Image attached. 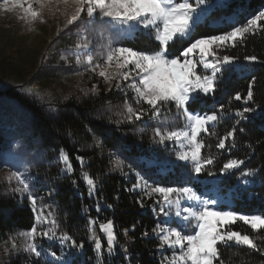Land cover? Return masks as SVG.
I'll return each mask as SVG.
<instances>
[{
  "label": "trees",
  "instance_id": "obj_1",
  "mask_svg": "<svg viewBox=\"0 0 264 264\" xmlns=\"http://www.w3.org/2000/svg\"><path fill=\"white\" fill-rule=\"evenodd\" d=\"M211 5L200 11V18L193 23L194 37H204L222 34L241 24L259 11H264V0H207ZM151 42L153 48L158 44L154 37L137 32L131 38L124 39V46L145 48ZM173 56L179 55L181 44L170 43ZM239 57L230 67L231 71L218 74V88L215 94L200 96V103L189 102L190 111L210 112L218 110L220 105L229 107L233 112L221 118L214 131L217 136H204L210 148L202 150V155L218 154L212 165H206V171L200 173L195 181L185 175L177 165H162L155 159L160 152V145L151 143L153 135L140 133L158 117L150 113L140 120L116 123V118L109 116L110 110H118L127 100L134 106L131 94H120L117 89L105 90L97 84L98 95L84 97H70L53 115L48 114L37 105L25 101V97L11 90H5L1 95L13 98L29 114V132L36 142L38 160L33 166L34 184L38 193L53 207L55 219L61 230L67 231L76 242L83 243L82 249L73 248L66 242L68 249L64 251L67 264H99L90 239L89 219L98 223L92 225L96 235L104 245L103 264H161L167 249L159 247V240L152 229L173 218L169 211L167 219L163 218L153 201L144 202L133 188L135 179L126 177L118 169H111V158L107 151L115 153L125 164L138 166L142 178L149 182L172 187L188 184L199 195L218 196L231 200L230 204L219 203L220 208H231L238 213L264 214V63L249 64L243 59L245 55H256L264 60V34L257 33L249 36L246 43L237 48H228L221 55ZM252 77L256 78L254 85L255 105L259 108L255 112L246 114L248 120L241 125L246 128L244 133L237 132V147L230 151H221L215 147L218 136L230 130L235 122L234 111L246 106L242 101L234 100L237 92L246 95L248 84ZM253 105V106H255ZM148 106L145 105V109ZM164 114L162 110L161 115ZM103 119H97V117ZM109 119L112 120L109 123ZM99 127L107 129V135L99 132ZM101 141V147H96L93 133ZM154 139V137H153ZM1 142V133H0ZM251 145L255 148L252 151ZM63 149L71 159L74 170L71 173L63 171L64 165L59 159V152ZM83 156L85 164L82 167L76 156ZM228 158L244 159L245 164L229 176H220V168ZM142 159V160H141ZM139 160H141L139 162ZM149 162L148 164L146 162ZM82 171H87L97 178V190L89 195L88 186L82 178ZM251 171L248 175L249 184L237 181L240 173ZM209 172L213 173L209 175ZM75 181V184H73ZM143 202V207L141 203ZM97 204L100 211L97 212ZM111 205V207H108ZM153 206V207H152ZM111 219L115 225L117 244L112 256L107 254V242L104 234L99 231V223ZM34 223V213L26 198L16 193L7 192L0 185V244H7L10 239L17 243V233L30 229ZM134 226V227H133ZM233 230H240L254 234L248 225L238 221L231 225ZM127 229V235L124 230ZM148 235L145 236L144 233ZM45 247H50L45 244ZM123 246V247H121ZM18 248V247H17ZM60 255L59 251L54 250ZM225 264H261L264 257L253 254L250 250L226 249ZM247 251V255L244 252ZM0 264H43L35 257L24 251L14 252L5 262Z\"/></svg>",
  "mask_w": 264,
  "mask_h": 264
},
{
  "label": "snow or ice",
  "instance_id": "obj_2",
  "mask_svg": "<svg viewBox=\"0 0 264 264\" xmlns=\"http://www.w3.org/2000/svg\"><path fill=\"white\" fill-rule=\"evenodd\" d=\"M207 4V0H0V9L6 13H17V17L27 27L28 31H34L36 24H46L47 16L55 17L57 14L66 17L64 27L69 25L76 27V32L83 33L91 30L96 33L116 31L120 34L132 35L140 29L147 30L146 36L154 37L158 44L155 48L151 42L145 48H134L132 46H116L109 41L101 46L98 56H93L89 49L94 44L93 39L84 37L77 40L73 45L75 52V63L84 64L85 71L102 79L103 83L113 88L121 89L124 82L126 87L135 93V104L133 107L127 100L124 101L123 110L116 113L121 119L116 123L125 121L132 122L140 120L143 115L150 113L153 117L161 115L162 109H170L175 106L177 115L183 117L185 123L182 127L153 129L154 136L159 137V143L166 140L174 141L181 151L177 153V159L190 162L192 171L199 174L206 171V165H212L218 158V154L209 153L202 155V150L211 145L207 144L204 136H217L214 129L218 126L222 117L230 112L232 108L225 109L220 105L218 110L210 112L190 111L189 102L200 103V94L208 96L215 94L218 88V74L231 71L230 67L239 57L234 55H221L228 48H237L246 43L249 36L257 33L264 34V11L252 15L245 22L235 25L231 30L222 34H214L204 37H194L192 21L194 14ZM187 44L182 47L179 55L173 56L170 52V42ZM81 57H84L83 61ZM249 64L264 63L256 55H245L243 57ZM202 68L203 72L197 69ZM210 73V74H209ZM256 78L252 77L248 84L246 95L237 92L234 100L242 101L243 109L234 111L235 122L231 124L230 130L223 136H218L215 147L221 151H230L237 147V132L244 133L246 128L241 125L242 121L248 120L246 114L255 112L259 105H255L254 85ZM87 94V93H86ZM92 94L98 95L95 85ZM195 94V95H193ZM147 105L143 109L142 105ZM255 105V106H253ZM264 111V109H261ZM103 119V117H97ZM112 120L109 119V123ZM99 132L107 135L108 130L99 127ZM93 141L96 147H101V141L97 134L93 133ZM252 151L255 148L249 145ZM59 159L65 165L63 171L71 173L74 170L70 157L61 149ZM76 160L83 167L85 160L83 156H76ZM124 161L117 158L115 167L123 170ZM245 164L244 159L228 158L223 163L220 171L222 173L232 172L240 169ZM131 167V165H128ZM213 173L209 172V175ZM251 175L252 172H244ZM84 182L88 186L89 195L97 190V178L87 171L81 173ZM9 181L14 180L17 187L14 192L26 198L35 213L34 223L30 229L20 231L17 236L23 238V251L35 257L43 264H51L47 256L61 261L54 251H47V256L37 243L38 238L49 241L59 239L63 244L70 242V246L77 249L84 247L83 243L76 240L67 232L61 230L55 214L49 210L45 212V206L38 208L37 197L32 193L30 178L19 170L11 171ZM138 174L137 183L133 188H140L144 196L149 198L153 194H159L165 204L171 209L175 207V216L180 223L177 227H162L157 225L152 229L159 240V247L172 250L171 256H164L161 264H225L226 249L250 250L253 254L264 257V214H245L233 210H214L208 200H201L189 187H153L147 181H143ZM75 184V181H73ZM175 196V199L172 197ZM186 197L190 203L186 207L181 206V198ZM141 207H143V202ZM212 204H217L213 200ZM51 208V206H47ZM111 207V205H108ZM97 212L100 206L97 204ZM164 211V208H161ZM165 215L169 213L165 212ZM238 221L248 225L254 234L233 230L231 225ZM90 239L94 242L99 264H103L104 245L101 238L96 235L92 225L98 223L89 219ZM48 225V227H44ZM134 227V226H133ZM114 222L109 219L99 223V231L104 234L107 242V254L112 256L117 244V234ZM128 230H124L127 235ZM148 235L147 232L144 233ZM15 247V245H13ZM123 247V246H121ZM247 255V251L244 252ZM63 264H67L64 261ZM264 264V261L261 262Z\"/></svg>",
  "mask_w": 264,
  "mask_h": 264
},
{
  "label": "rangeland",
  "instance_id": "obj_3",
  "mask_svg": "<svg viewBox=\"0 0 264 264\" xmlns=\"http://www.w3.org/2000/svg\"><path fill=\"white\" fill-rule=\"evenodd\" d=\"M190 2L194 4L195 0H190ZM210 5L211 4L207 2V4L202 5L201 8L197 10V13L194 14L192 25L200 18V11ZM65 19L66 17L59 14L55 17L47 16L46 24L38 23L35 25L34 31H28L23 22L18 19L17 13H6L0 9V185L4 187L7 192L16 193L21 196L19 193L13 191V189L17 187L16 182L14 180L9 181L8 179L11 171L19 170L30 178L31 191L37 197L38 208L41 204L44 205L45 212L53 210V207L44 200V197L38 193L36 186L33 185L35 176L32 174V170L38 160V151L36 150V142L33 141L29 132V114L27 110L21 107L13 98L3 96L1 93L5 90L14 91L22 97L24 96L26 98L25 101L28 103L37 105L48 114L53 115L58 110V106L70 97L92 95L93 85L98 89L97 84H100L105 90H109V86L104 84L101 78L85 71V65L83 63L80 65L75 63L76 50L73 45L77 40H83L84 37L93 39L94 44L90 47L89 52L95 57L98 56L103 44L111 41L116 46L123 45L122 41L124 39L131 38L132 35L137 32L145 33L147 31L140 29L132 35L120 34L116 31H104L102 32L103 39H101V31L99 29L96 33L88 30L78 34L74 25H69L65 28ZM156 42L158 43V41ZM81 59L83 61L84 57H81ZM197 71L203 72L204 70L198 68ZM127 83L128 82H124V85H122L123 90L117 89V91L120 94L130 93L134 101L133 107L139 108L140 106L135 104V93L126 87ZM200 96L204 95L201 93ZM145 105H142L143 109H145ZM122 110L123 107L116 111L108 109L109 116L119 120L121 117L117 116L116 113ZM162 110L164 114L158 116L154 122H151L147 126H141L144 130H140V133H149L153 135L151 143L160 145L161 151L155 155L157 163L162 165H177L185 175H189L192 181H195L198 179L197 176L200 173L196 174L192 171L190 162L177 159V153L181 151L177 143L168 140L164 143H159V137L154 136L153 129L156 127H182L185 123L183 117L177 115L179 110H177L174 105L170 106V109L166 108ZM106 153H108L111 158V169H117L115 167V160L119 157L111 151H107ZM141 160H139V162ZM146 163L148 164L149 162L147 161ZM132 166L133 165L129 167L128 164L124 163L123 170L121 171L118 169V171L126 177L128 175L129 177H133L136 184L138 174L140 177H142V174L138 170L137 165L136 167ZM234 171L235 170L232 172ZM232 172H220L219 175L222 177L229 176ZM143 181H147L148 184L153 187H167L155 183L154 181L149 182L145 179L141 180V184H143ZM237 181L238 183L241 181L249 184L248 175H244L243 173L238 174ZM172 187L191 188L201 200H208L210 207L214 210H232L231 208L222 209L219 207V203H231V200L228 198L225 200L224 196H200L192 186L188 184L175 185ZM134 189L144 202L152 200V205L157 207V210L163 218L167 219V217H169L165 215V212H173V218L163 223L161 225L162 227L178 226L180 220L175 216L176 209L174 206L170 209L159 194H153L149 198L143 195L140 188ZM26 195L27 194L21 197L26 198ZM172 199H175V196L172 197ZM213 200L217 201V204H212L211 202ZM190 203L195 204L196 202H189L186 197L181 198L182 207H186ZM47 206H51V208ZM162 207L164 208L163 212L161 211ZM44 227H48V225H44ZM57 235H59V229H57ZM16 240L17 243L15 239L12 238L7 244H0V261H7L17 250L23 251V238L18 237ZM37 243L41 245V250L45 253V256H47V251L49 250L59 251L60 255H58L57 252L56 254L62 257L61 261H56L53 257L47 256V260L50 261L51 264H63L64 261H67L66 257L63 256L64 251L68 249L66 242L62 244L59 239L54 238L49 241L47 239L38 238ZM45 244H49L50 247H45ZM13 245H15V247H13ZM165 249H167L166 246ZM167 251L168 253L164 254V256H171L172 250L167 249ZM164 264H167V262L165 261Z\"/></svg>",
  "mask_w": 264,
  "mask_h": 264
},
{
  "label": "built area",
  "instance_id": "obj_4",
  "mask_svg": "<svg viewBox=\"0 0 264 264\" xmlns=\"http://www.w3.org/2000/svg\"><path fill=\"white\" fill-rule=\"evenodd\" d=\"M200 196H204V195H200Z\"/></svg>",
  "mask_w": 264,
  "mask_h": 264
}]
</instances>
